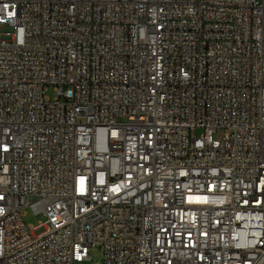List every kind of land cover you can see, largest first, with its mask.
Returning a JSON list of instances; mask_svg holds the SVG:
<instances>
[{"label": "built area", "instance_id": "2783aa9c", "mask_svg": "<svg viewBox=\"0 0 264 264\" xmlns=\"http://www.w3.org/2000/svg\"><path fill=\"white\" fill-rule=\"evenodd\" d=\"M0 264H264V0H0Z\"/></svg>", "mask_w": 264, "mask_h": 264}, {"label": "rangeland", "instance_id": "374dc122", "mask_svg": "<svg viewBox=\"0 0 264 264\" xmlns=\"http://www.w3.org/2000/svg\"><path fill=\"white\" fill-rule=\"evenodd\" d=\"M46 95L53 99L56 96V91L53 87H48L46 90ZM218 138L222 136V133L219 132L216 134ZM44 216L41 213H34L31 209H26V213L24 215V221L29 226L30 230H33L34 226H36L39 221L43 220ZM89 255L91 256V261H99L102 258V250L98 246L91 247L89 249Z\"/></svg>", "mask_w": 264, "mask_h": 264}]
</instances>
